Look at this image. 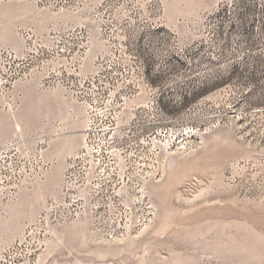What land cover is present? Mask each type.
<instances>
[{
	"label": "rangeland",
	"instance_id": "1",
	"mask_svg": "<svg viewBox=\"0 0 264 264\" xmlns=\"http://www.w3.org/2000/svg\"><path fill=\"white\" fill-rule=\"evenodd\" d=\"M108 49L146 62L187 142L148 181L146 224L115 239L53 215L86 128L55 82ZM32 223L34 264H264V0H0V250Z\"/></svg>",
	"mask_w": 264,
	"mask_h": 264
},
{
	"label": "built area",
	"instance_id": "2",
	"mask_svg": "<svg viewBox=\"0 0 264 264\" xmlns=\"http://www.w3.org/2000/svg\"><path fill=\"white\" fill-rule=\"evenodd\" d=\"M86 47L79 67L89 52ZM123 54L125 58L111 49L100 51L91 71L78 68L71 80L55 82L83 106L86 128L81 148L66 160L63 198L53 215L58 224L88 218L99 233L113 239L146 224L150 207L145 187L159 176L160 159L187 150V142L172 133L173 125L164 124V108L156 99L160 88L142 74L146 62ZM190 94L185 91L180 101ZM35 225L28 226L22 240L0 250V264H34L35 256L41 254L28 241L35 240ZM47 234L48 230L39 238Z\"/></svg>",
	"mask_w": 264,
	"mask_h": 264
},
{
	"label": "bare ground",
	"instance_id": "3",
	"mask_svg": "<svg viewBox=\"0 0 264 264\" xmlns=\"http://www.w3.org/2000/svg\"><path fill=\"white\" fill-rule=\"evenodd\" d=\"M57 171H58V169H56L54 172H53V174H52V176H54L56 173H57ZM37 256H35V258H36ZM34 258V259H35ZM37 260V259H36ZM35 261V260H34Z\"/></svg>",
	"mask_w": 264,
	"mask_h": 264
}]
</instances>
